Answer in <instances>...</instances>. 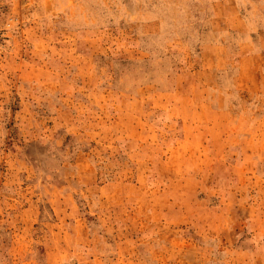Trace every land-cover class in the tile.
Wrapping results in <instances>:
<instances>
[{"label":"rangeland","instance_id":"rangeland-1","mask_svg":"<svg viewBox=\"0 0 264 264\" xmlns=\"http://www.w3.org/2000/svg\"><path fill=\"white\" fill-rule=\"evenodd\" d=\"M0 264H264V0H0Z\"/></svg>","mask_w":264,"mask_h":264}]
</instances>
